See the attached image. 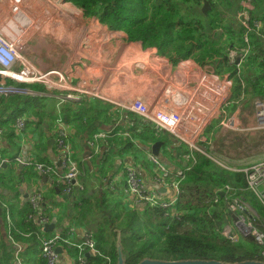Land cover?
Returning a JSON list of instances; mask_svg holds the SVG:
<instances>
[{
	"label": "crops",
	"instance_id": "obj_1",
	"mask_svg": "<svg viewBox=\"0 0 264 264\" xmlns=\"http://www.w3.org/2000/svg\"><path fill=\"white\" fill-rule=\"evenodd\" d=\"M6 8L9 9V6ZM15 16L5 18L4 32L12 38L19 37L21 32L26 33V57L36 61L35 64L42 70H59L63 74L67 73L70 78L74 76V84L79 83L80 77L82 80L85 78L89 84L87 89L103 97L100 99L93 94H76L79 96L77 101L61 103L58 97L66 93L53 91L43 94V97H47L41 111L43 117L33 120L31 129L28 127L23 136L15 131L17 138L14 137L13 147L6 144L4 138L1 139V134L0 156L6 154L10 158L16 155V158L20 157L24 161L32 160L56 168L55 174L47 177L36 173L34 168L23 165L20 167L21 164L16 162V158L15 162L2 161V170L12 176L16 187L12 192L13 200L17 196V203L23 206L34 193H41L45 205L47 204L49 225H54L52 233H40L37 239L39 244L31 249L25 260V264H41L39 260L43 238L74 230L75 242L81 243L84 231L92 232L88 227L72 226L75 217L73 204L82 192H87L90 196L102 193L108 187L112 191L117 188L116 198L118 190L121 189L123 194L119 193L118 198L123 201L124 210L137 208L143 212L144 207L134 203L126 184V173L133 169L149 189L157 191L162 198L170 195L168 185L162 187L155 182L157 170L150 160L153 156L151 147L157 138L161 140L156 136L158 132L151 124L153 128L145 126L148 122L126 111L124 106L133 100L142 99L150 106L161 107V98L167 88L184 87L189 93L203 74L210 73V69L202 68L191 59L180 63L170 62L165 55H161L162 50L158 47H148L144 40L132 41L125 31H111L97 14L87 16L84 9L71 0H21ZM13 24L17 26L9 29ZM187 62L189 65L186 66ZM213 74H231L235 77L232 72ZM233 89L224 100L226 114H221L219 119L238 116L239 131L222 129L219 122L214 120L203 129L198 142H207L210 148L225 146L230 159L241 165L236 170H242L249 165L264 163V131L253 129L256 123L253 107L250 114L243 108H238L236 103L240 97L232 99ZM65 106L73 110L85 108L86 114L76 126L66 124L74 158L80 170L78 184L82 188L71 196L62 192L60 186L64 185L63 171L54 140L56 121L63 119L62 107ZM205 132H208L207 135ZM99 134H105L108 138L97 140L92 145ZM161 134L167 136L168 140L173 138L169 133L161 131ZM154 136L157 138H153ZM243 137H246L245 140ZM252 138L253 141L263 140L257 145L259 148L250 145ZM51 140L54 141L53 144ZM157 142L164 144L162 140ZM178 143L173 148H177ZM163 149L162 147L158 161L170 171L172 179H175L189 166L190 156L181 155L180 158L172 150L174 161L168 160L163 157ZM137 153L141 158L134 161L132 156ZM9 194L6 192V195ZM61 249L58 264H67L68 257H72L74 253Z\"/></svg>",
	"mask_w": 264,
	"mask_h": 264
},
{
	"label": "trees",
	"instance_id": "obj_2",
	"mask_svg": "<svg viewBox=\"0 0 264 264\" xmlns=\"http://www.w3.org/2000/svg\"><path fill=\"white\" fill-rule=\"evenodd\" d=\"M71 1L83 8L87 16L97 14L111 31H125L130 40H144L148 47L175 51L177 57L164 54L170 62L180 63L191 59L214 73L232 72L235 76L232 93L234 100L238 97L248 100L264 97V30L260 33L254 31L249 44H236L235 37L239 32L240 35L243 34L242 28L236 31L229 24L223 26L230 13L241 9L239 2L242 0H232L238 4L228 1L231 8L225 7V12L218 10L213 1L207 0L212 9L203 17L209 24V30L215 32L217 23H222L221 28L225 31L224 37L221 36L223 41L218 40L217 44L213 40L214 32H207L203 20L176 19L184 11L178 6L182 0H162L158 5H154L155 0ZM248 1L255 5L256 11L263 13V0ZM185 2L192 4V7H202L204 4V0ZM194 11V8L188 9V15H197ZM256 11L252 14L253 18H256ZM207 44L212 45L205 47ZM243 49H249V53L241 60L240 66L230 64L229 51ZM27 86L35 93H52L38 84ZM44 99L47 97L12 96L0 99V129L3 135L1 139L4 138L6 144L12 147L15 144L14 137L16 139L17 134L14 127L17 118H26L28 126H32L33 120L43 117L41 111ZM62 108V120L69 126H76L75 124L82 121L86 115L85 108ZM145 126L152 127L149 123ZM155 131L159 132L156 129ZM161 140L165 148L167 142L165 139ZM161 140L157 138L155 141ZM178 144L177 148L187 147L182 143ZM15 158L16 155L10 158L6 154L0 156V264H14L15 247L8 238L5 205L12 218L13 239L23 248L21 257L24 263L31 249L39 244L37 239L42 231V224L35 218V210L30 202L21 206L17 203L16 195L12 201V192L16 187L12 176L2 170V161L15 162ZM188 164L181 174L171 180L178 184V190L182 192L181 197L177 196L172 209L143 206L146 212L137 208L118 210L119 205L115 203L116 199L114 200L117 188L112 191L108 187L97 195L89 196L87 192H82L77 196V201L73 204L75 217L72 226L88 227L92 231L97 249L102 255L110 257L112 264H117V231L122 234L126 264H138L147 258L166 261L205 260L232 264L244 261L262 262L263 248L252 239L244 238L237 232H234L236 240H230L223 235L225 227L233 225V217L228 213L227 205L237 197L249 201L258 214L253 223L259 230L264 231V203L250 191L247 175L218 169L208 156L197 152L195 156L190 157ZM60 186L64 192L65 185ZM227 187H231L233 191L227 193ZM6 192L10 194L6 195ZM9 199L12 203H8ZM162 200L168 201L166 198ZM45 203L44 200L42 207L45 215L49 217ZM113 211H118L121 216L117 217L118 213L113 214ZM64 234H67V231ZM70 251H73L77 260L79 251ZM87 255L89 254H84V257L88 264H106V260L100 256ZM40 261L41 264H47L43 258Z\"/></svg>",
	"mask_w": 264,
	"mask_h": 264
},
{
	"label": "built area",
	"instance_id": "obj_3",
	"mask_svg": "<svg viewBox=\"0 0 264 264\" xmlns=\"http://www.w3.org/2000/svg\"><path fill=\"white\" fill-rule=\"evenodd\" d=\"M21 0H0V99L12 96H42L43 94L33 92L27 85H43L51 91L66 93L64 96L58 97L61 103L69 101H77L78 95H90L102 99L96 92L87 89L89 87L88 80L80 77L78 84H74V76L70 78L67 73L63 74L59 70H42L35 62L25 56V49L28 43L24 38L26 33H19L17 38L8 37L4 32L5 18H15ZM241 9L234 13V19L242 28L243 34L240 35V44H249L251 35L254 31L261 32L264 30V20L260 21L261 16H255L253 13L255 8L248 0H242L239 3ZM9 6V9L6 8ZM230 18V17H229ZM13 24L10 28L16 27ZM241 32V33H242ZM249 53V49L241 51L230 50L228 53V61L230 64L240 66L241 60ZM186 62V61H183ZM234 88V77L231 74L219 76L213 73H205L193 85L188 93L184 87L177 89L167 88L161 98V107L150 106L142 99H136L124 106L128 112L136 114L142 120L151 124L156 130L169 133L175 140L189 147L192 151L201 152L198 147V141L203 129L211 122L218 121L219 127L222 129L239 131V117L236 115L226 116L220 120L221 114H226L224 101L229 91ZM225 102V103H224ZM253 115L255 118L254 130L264 131V97H256L252 102ZM28 120L19 117L15 122V131L18 135H24L27 131ZM55 144L58 156L61 161V170L63 171L62 180L65 185L64 193L71 196L76 190H82L78 184L80 170L74 160V152L70 141V133L66 123L59 119L56 121L55 128ZM2 131H0L1 137ZM105 134H99L95 137V145L97 140L107 139ZM197 152V153H198ZM206 156V155H205ZM151 163L157 170L154 176L155 182L162 187L173 188L177 190V196H182V192L178 190V184L172 182V175L169 170L158 161L154 156L150 157ZM16 162L26 167L34 168L36 173L41 176L50 177L55 174L56 168L49 165L34 162L32 160L24 161L17 157ZM234 172L245 173L249 184V189L259 201L264 203V163L256 164L242 170H234ZM126 184L128 190L133 197L136 205L145 206L152 209H172L176 199L172 201H164L157 191L149 189L144 181L138 176L135 170L130 169L126 173ZM233 191L231 187H227V193ZM30 204L35 210V218L40 220L43 226L49 225L50 220L45 215L42 204L44 197L41 193H34L29 199ZM6 208V220L8 223V238L11 240L14 249V264H25L21 253L23 248L14 241L12 236V218L9 209ZM228 213L233 217V225L225 227L223 235L230 240H236L234 232H237L244 238L252 239L257 245L263 248L261 253L262 262H264V231L258 229L253 224H248L247 220H255L258 214L245 198L237 197L227 205ZM34 217V216H33ZM236 222L234 223V221ZM237 229V230H236ZM81 243L71 240L72 234L63 236L56 233L51 237L42 239L40 255L47 264H58L59 253L58 248H66V250H77V264H88L84 254L88 253L100 256L106 260V264H112L110 257L102 255L97 249L90 231H84Z\"/></svg>",
	"mask_w": 264,
	"mask_h": 264
},
{
	"label": "rangeland",
	"instance_id": "obj_4",
	"mask_svg": "<svg viewBox=\"0 0 264 264\" xmlns=\"http://www.w3.org/2000/svg\"><path fill=\"white\" fill-rule=\"evenodd\" d=\"M161 1L162 0H158V1L155 0V4L154 5H158ZM182 1L183 2L178 3V6H180V8H182L184 11H182L180 13V15L176 19L184 18V20H190L191 18H197L199 20H203L204 21V25H206V27H207V30H208L207 32H212V31L209 30V24H208V22H206V19H204V17H203V16H205L203 14V12H202L203 6L202 7H195V6L192 7V4H189V3L185 2V0H182ZM204 1H206V0H204ZM210 1H213V3H215V6L218 8V10H220L222 12L223 11L225 12V10H226L225 7L231 8V7L228 6V1H230L232 3H235V4H238V3H236V1H232V0H224V1L210 0ZM253 6H254L255 11H256L255 5H253ZM262 7L264 8V0H263ZM190 8H194L195 9L194 12L197 13V15H195V16L188 15V12L187 11ZM176 11L179 12V10H176ZM231 12H233V11H231ZM256 12H257L256 16H261V18H259V20L260 21H263L264 20V16H263L264 15V11H262L263 13H259V11H256ZM234 13L235 12L230 13V15L227 18L228 21H224L223 22V26H224V24L225 25L229 24L231 26V28H233L236 31H238V29H241V25L237 21H235V19L233 18L234 17ZM226 14H227V12H226ZM223 16L225 17L226 15L223 14ZM221 25H222V23H217V26H216L217 27V30L215 32L213 31L214 32V35H215L214 38H213L215 44H217V41L218 40L221 41L222 40L221 36L224 37L223 34H225L224 28H221ZM239 37H240V32L235 37L236 39H235V42L234 43H236V44L240 43ZM211 45L212 44H207V46H205V47H208V46L211 47ZM164 54L171 55L173 57H177L178 56V54L175 51H173V50L168 51L166 49H162L161 55L163 56ZM41 86H43V85H41ZM229 102H231V99L229 100ZM252 102H253V99L248 100L247 98L241 97V98L238 99V101H237L236 104L238 105V108H243V110L246 113L250 114L251 113V108H252ZM45 104L46 103L42 102V105H45ZM28 127H30V129H31V126H28ZM207 133L208 132H205V135H207ZM157 134L158 135H156V136H159L160 138L165 139L166 142H167L166 147L163 149V157H165L166 159L174 161L173 159L175 158V156H174L172 150H175V152H177L179 155H189L190 157L195 156L196 151L193 152L188 147L182 146V147H179V148H173V145H175L177 143L174 138H171V139L168 140L167 137L165 135H162L160 131ZM245 138L246 137H243L242 139L245 140ZM249 139H251V137H249ZM170 140H171V142H170ZM261 141H263V140L262 139H258L257 141H253V138H252L250 145H253L254 148L257 149V148H259V146H257V145ZM197 144H198V147L201 150V152H198V151L197 152L200 153V154L206 155L209 158L211 157L212 159H214L215 161L210 158L213 161V163L216 165V167L218 169H225V170H228V171H234V170H236V168H238V167L241 166V165L236 164L234 161H232L230 159V156L228 155L229 153L227 152V148L225 146L221 145V146L216 147V148H210V146H209V144H207V142H204V144H201V142H198ZM246 150L251 151L248 148ZM132 157H133L134 161H138L141 158V155L137 153V154H135ZM156 159H158V158H156ZM249 167H251V166L249 165ZM156 175H157V173H156ZM168 190L170 191V195H168V197H166L167 200L168 201H172V200L176 199L177 198V190L175 188H168ZM119 193L120 194H123V190H121V189L118 190L117 197L114 198V200L116 199L117 204L119 205V209L118 210L124 211V204L122 203L123 201L118 198L119 197ZM12 201H13V199H12ZM12 201L9 199L8 200V203H12ZM143 212H146L144 208H143ZM115 213H118V211H116V212L113 211V214H115ZM120 216L121 215L118 213L117 217H120ZM235 222H236V220L234 221V223ZM247 222H248V224L251 225V224H253L254 220L252 221V220H249L248 219ZM44 231H45V226H43V224H42V231H41V233L44 232ZM70 232H72L71 240L76 241L74 239V236L76 235L74 230L67 231V234H64V232H62L61 234L63 236H67ZM50 233H52V231ZM82 240H83V236H82ZM72 257H70V256L68 257L67 264H75V258L74 257L72 258Z\"/></svg>",
	"mask_w": 264,
	"mask_h": 264
},
{
	"label": "water",
	"instance_id": "obj_5",
	"mask_svg": "<svg viewBox=\"0 0 264 264\" xmlns=\"http://www.w3.org/2000/svg\"><path fill=\"white\" fill-rule=\"evenodd\" d=\"M211 5L210 3L206 0L204 1L202 12L205 16H207L208 12L211 11ZM210 73H214V71L209 70ZM223 116H221L222 118ZM54 141L51 140V144H53ZM162 142H156L152 147H151V153L154 157L160 158L161 156V148L163 147ZM60 166V163H59ZM20 167H23L22 165ZM163 193L164 190H161ZM223 195V194H221ZM73 200L74 198L71 197ZM0 215H1V209H0ZM54 225H46L45 226V231L46 232H51L53 230ZM118 237H117V242H116V252H117V264H126V260L124 257V249H123V244H122V234L120 231H117ZM58 253L62 252L61 248L57 249ZM138 264H232V263H223V262H218V261H205V260H183V261H166V260H152V259H144ZM234 264H264V262L261 261H244L241 263H234Z\"/></svg>",
	"mask_w": 264,
	"mask_h": 264
},
{
	"label": "bare ground",
	"instance_id": "obj_6",
	"mask_svg": "<svg viewBox=\"0 0 264 264\" xmlns=\"http://www.w3.org/2000/svg\"><path fill=\"white\" fill-rule=\"evenodd\" d=\"M42 258V256H40Z\"/></svg>",
	"mask_w": 264,
	"mask_h": 264
}]
</instances>
